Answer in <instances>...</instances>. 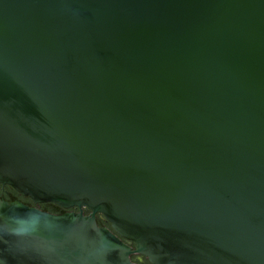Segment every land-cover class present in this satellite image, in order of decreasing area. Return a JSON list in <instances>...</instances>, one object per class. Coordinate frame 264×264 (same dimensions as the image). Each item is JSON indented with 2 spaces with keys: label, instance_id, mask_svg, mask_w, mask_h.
Instances as JSON below:
<instances>
[{
  "label": "water",
  "instance_id": "1",
  "mask_svg": "<svg viewBox=\"0 0 264 264\" xmlns=\"http://www.w3.org/2000/svg\"><path fill=\"white\" fill-rule=\"evenodd\" d=\"M0 184L80 210L0 264H264V0H0Z\"/></svg>",
  "mask_w": 264,
  "mask_h": 264
},
{
  "label": "flooded vegetation",
  "instance_id": "2",
  "mask_svg": "<svg viewBox=\"0 0 264 264\" xmlns=\"http://www.w3.org/2000/svg\"><path fill=\"white\" fill-rule=\"evenodd\" d=\"M0 200L5 202H18L22 205L35 208L39 211L50 213L53 215H64L68 213H79L80 210L76 208H70V209H64L57 205L51 204V203H41V204H34L29 197L22 196L17 191L12 189L11 187L7 185L0 184ZM83 215L89 216L90 212L87 210H82ZM95 220L97 223V226L100 228H105L112 232V229L110 227V224L106 221H104L99 215L95 216ZM122 242L131 249V251H134L135 247L134 244L129 243L125 240H122ZM130 261L133 264H150L148 260L138 254L132 253L130 255Z\"/></svg>",
  "mask_w": 264,
  "mask_h": 264
}]
</instances>
